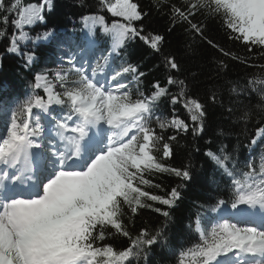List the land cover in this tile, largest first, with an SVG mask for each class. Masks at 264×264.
<instances>
[{
  "label": "snow or ice",
  "instance_id": "1",
  "mask_svg": "<svg viewBox=\"0 0 264 264\" xmlns=\"http://www.w3.org/2000/svg\"><path fill=\"white\" fill-rule=\"evenodd\" d=\"M97 3L96 13L80 17L86 29L81 42L68 36L57 41L67 49L57 68L35 73L25 99H0V113L10 114L6 131L0 133V264H140L141 260L147 264L154 245H169L170 210L182 198L184 182L191 179V164L177 168L166 161L173 155L171 142L189 132L194 137L204 132L205 104L174 75L180 65L172 55L162 57L164 82L154 80L149 90L141 88L146 74L137 65L114 68L113 58L130 42L138 39L161 53L165 37L145 34L143 22L149 12L135 0ZM53 7L54 0L26 6L22 0H0V40L7 39L5 51L19 55L26 69L37 57L22 46L55 38L51 29L35 35L29 31L44 23L45 12ZM152 7L167 16L169 32L181 27L193 38L206 39L207 22L215 20L229 39L249 53L259 49L264 58V0H152ZM97 32L110 44L107 54L93 65ZM207 43L257 69L243 84L228 82L227 106L216 90L208 102L219 103L231 118L232 104L255 94L257 107L264 112V64L241 59L211 40ZM226 67L219 61L217 70ZM165 100L171 112L158 114ZM177 105L187 120L178 115ZM251 116L245 106L235 118L247 123ZM261 141L264 126L257 128L246 147L254 149ZM204 155L230 179L232 195L229 201L218 199L209 206L217 213L210 230L203 214H196L199 243L181 251L178 264H264V143L258 158L247 160L243 169L226 145ZM158 174L174 176L181 183L165 196L153 194L146 189L161 188L150 178ZM157 204L164 207H154ZM144 208L164 220L154 229L133 234L128 224ZM108 237L125 238L128 245L117 250L104 243Z\"/></svg>",
  "mask_w": 264,
  "mask_h": 264
},
{
  "label": "trees",
  "instance_id": "2",
  "mask_svg": "<svg viewBox=\"0 0 264 264\" xmlns=\"http://www.w3.org/2000/svg\"><path fill=\"white\" fill-rule=\"evenodd\" d=\"M5 2L7 3L8 0ZM22 2L26 6L39 2V0H22ZM135 2L140 5L142 10L149 12L143 22L145 34L158 33L165 37L162 52L154 53L137 39L130 42L120 56L113 58V67L119 68L123 63L137 65L140 71L146 74L142 78L141 88L149 90L154 80L164 82L166 73L161 63L162 57L163 55H172L180 65L179 71L174 75L185 80L189 94L198 98L206 108L204 132L200 136L194 137L189 132L187 135L180 136L177 141L171 142L173 155L166 163L177 168H182L190 163L191 179L184 182L185 186L181 189L182 198L170 210L172 219L168 222L166 232L169 236L168 247L161 248L159 244L154 245L147 262V264H178L180 252L199 243V236L194 231L196 214L198 212L203 214L206 227L210 230L214 216L208 210L209 206L215 204L218 199L229 201L232 195L230 179L224 176L204 153L209 149L217 152L221 145H226L227 151L232 154L235 160L239 161V167L243 169L247 160L258 158L261 144L264 143V141L259 142L253 150L246 147L257 128L264 126V112L257 107V95H251L250 99H244L243 103H233L232 107L235 113L231 118L219 103L213 105L208 102L209 94L216 90L218 95L222 94L224 104L227 106L230 100L227 92L228 82L243 84L251 74L257 72V69L246 67L230 56H224L218 49L210 46L207 41H213L220 48L241 59L250 58L254 64H264V58H261L259 49L249 53L244 45L229 39L218 21L209 20L207 22L204 33L206 39L193 38L181 27H176L169 32L167 16L152 7V0H135ZM97 10V0H54L53 9L50 12H45V22L36 24L30 31L51 29L55 33L54 43L57 44L58 40L65 38L63 33H68L81 16L96 13ZM103 14L111 22L113 18L106 11ZM8 31H12L11 26L8 27ZM72 39L80 42L79 37ZM7 45V39L0 40V99L23 100L30 93L28 85L33 80L34 74L44 71L48 67V62L56 55L55 44L38 47L39 49L35 50L37 59L31 69L23 67V61L19 55L8 54L5 51ZM107 50L108 43L103 48H99L98 52L100 55L107 54ZM219 61H223L227 65L221 71L217 70ZM158 65L160 66L157 67ZM134 90L135 85H133ZM245 106H248L252 111L251 119L247 123L237 122L235 117ZM176 108L178 115L187 120L185 111L179 105ZM170 112L171 106L166 100L162 101L158 114L168 115ZM7 118L8 116L0 113V125ZM221 133L223 134L221 135ZM229 167H232L231 163H229ZM150 178L160 184L161 188H147L146 190L160 196H165L172 187L181 183L179 179L168 174H158ZM201 205L204 207L201 208ZM154 207L164 206L157 204ZM131 220L128 227L133 234H136L142 228H156L164 218L151 209L144 208ZM190 223L192 228H189ZM104 243L111 244L117 250L128 245L127 239L122 237H108ZM140 264H144V261L141 260Z\"/></svg>",
  "mask_w": 264,
  "mask_h": 264
},
{
  "label": "rangeland",
  "instance_id": "3",
  "mask_svg": "<svg viewBox=\"0 0 264 264\" xmlns=\"http://www.w3.org/2000/svg\"><path fill=\"white\" fill-rule=\"evenodd\" d=\"M108 14V13H107ZM109 15V14H108ZM110 16V15H109ZM112 18V17H111ZM30 31V30H29ZM44 31V29L42 30H39V29H36V30H31L30 33L32 35H35L36 33H39V32H42ZM79 33V35H81V38H80V42L82 41V39L85 37L86 35V29L84 28V25L83 23L80 21H77L75 24H74V27L72 29V31L70 33H65L64 34V37L68 36V37H71V38H74L76 37V33ZM95 39L97 40V44H98V47H97V50L99 48H103V45L105 42H109L101 33L97 32L95 34ZM54 45V50H56V55L54 56V58L49 62V67L46 69V70H54L55 68H57V66L60 64V57L62 55H64L65 51L67 50L65 47L63 46H59L57 45L56 43H51V42H40L39 44L37 45H33L32 43H28L24 46H22L24 48V50H36L38 47H45L47 45ZM39 49V48H38ZM37 49V50H38ZM96 50L95 52V57L92 58V64L94 65L95 62H96V58H98L100 56L99 52ZM20 59L22 60V58L20 57ZM85 59H87V57H85ZM23 61V60H22ZM36 111V110H34ZM10 119V114L5 122V124L3 126H1V128L3 129L4 128V131H6V123L7 121ZM256 147V146H255ZM257 163H258V159H257ZM228 212H224V213H221V215H227ZM215 222V221H214ZM213 222V223H214ZM231 222H235V220H232ZM212 225V224H211ZM238 226H244L243 224L241 225H238Z\"/></svg>",
  "mask_w": 264,
  "mask_h": 264
}]
</instances>
